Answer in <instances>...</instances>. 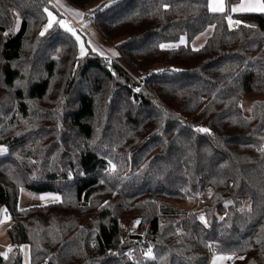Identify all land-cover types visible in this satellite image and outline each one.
<instances>
[{
  "label": "trees",
  "instance_id": "16d2710c",
  "mask_svg": "<svg viewBox=\"0 0 264 264\" xmlns=\"http://www.w3.org/2000/svg\"><path fill=\"white\" fill-rule=\"evenodd\" d=\"M67 1L115 61L86 38L80 55L59 19L44 31L61 17L51 0H0V209L16 249L0 264H23V244L30 264H264V99L242 108L264 97V12ZM22 189L61 201L21 209Z\"/></svg>",
  "mask_w": 264,
  "mask_h": 264
},
{
  "label": "rangeland",
  "instance_id": "374dc122",
  "mask_svg": "<svg viewBox=\"0 0 264 264\" xmlns=\"http://www.w3.org/2000/svg\"><path fill=\"white\" fill-rule=\"evenodd\" d=\"M117 1L118 0H100V3L102 4L101 8L107 7V6L113 4L114 2H117ZM246 2H247V0H242V4H244ZM55 7L57 8V11L61 14V17H59L56 12L49 11L52 13V16L55 17V21L52 22V26L59 19V24L61 25V27L63 29H65L67 31H69L68 30L69 28L72 29V31H70V32L71 33L75 32V36L79 37L78 41H79V45H80V55H82V56L85 55L88 52V48L85 44V37L81 33V29L77 28L76 24L74 22L77 21L80 24V26L82 27V29H84V30H86L88 28H92L93 27L92 23L88 20L83 19L84 14H90V11L89 10H86V11L80 10L83 15H81L80 19H74L71 16L66 15L61 10H59L57 6H55ZM51 19L52 18L48 14V22L44 28V31L47 28V25L49 24ZM17 21H18V19H17ZM19 25H20V23L18 24L16 30H18ZM48 29L49 28H47V30ZM95 35L98 36V34L96 32H95ZM99 39H100V37H99ZM181 41H184V42L181 43ZM192 42L189 44L190 46H191ZM81 44L83 45V54H82ZM102 44L105 48L107 47L112 53H115V48L113 46L106 45L103 42H102ZM187 44H188V41H187L186 36H182L179 41L167 43L165 45H169V47H166V48H177L180 45H187ZM158 70H162V66L161 67L159 66ZM262 99H264V97H262V96H257V95H253V94L246 95L242 101V108H243V111L245 112V114L247 116H250L253 102L257 101V100H262ZM0 147H3V146H0ZM4 154L0 153V156H2ZM42 196L52 197V196H59V195L55 194V193H37V192L30 191L28 189H22L20 199H19V208L26 209V208H30V207H34V206H42V205L56 203V202L61 201L60 196H59L60 197L59 201H53L51 199L42 200V199H40V197H42ZM208 196H209V194L205 197V199L208 198ZM194 204L195 203L193 201H190V202H187L185 204H179L177 206L179 208H181L182 210H191L192 207L194 206ZM0 221H3V223H0V252L5 253L6 250H9V248H11V251L16 250L15 247L10 245V243H9V239H8V235H7V228L10 224V219L7 218L6 211L4 208L0 209ZM126 230L131 234L137 233L138 232V224L131 223L126 228ZM20 251H21L22 256H23V264H30L29 246L27 244L21 245ZM218 256H220V255H215L213 257V260L216 261L217 260L216 258ZM213 260H212V263H213Z\"/></svg>",
  "mask_w": 264,
  "mask_h": 264
},
{
  "label": "snow or ice",
  "instance_id": "6c2138e0",
  "mask_svg": "<svg viewBox=\"0 0 264 264\" xmlns=\"http://www.w3.org/2000/svg\"><path fill=\"white\" fill-rule=\"evenodd\" d=\"M209 10L211 12L214 13H223L225 12V4H224V0H209V4H208ZM232 12H237V11H260V12H264V0H247L246 3L241 4L240 7L236 8H231L230 9ZM45 11H47V9H45ZM49 16L52 18L49 22V24L47 25V28L52 27V22L55 21V17L52 16V13L49 12L48 13ZM76 15H83L82 13H76ZM226 19H228L229 24L231 25L233 23L231 16L226 17ZM62 23V22H61ZM235 23H239V21H236ZM47 28L45 29V31H47ZM69 31H72V29H68ZM44 33L41 32V35H43ZM73 35H75V32H73ZM77 39H79V37H77ZM184 41H181V43H183ZM160 47L166 48L169 47V45H160ZM81 49H82V54H83V45L81 44ZM116 53H113V55H115ZM136 91H139V89H136ZM197 131H203V132H207L209 131L208 129H201L198 128L196 129ZM264 150V149H262ZM2 151H6L5 148L0 147V152ZM112 168L115 169V165H112ZM40 199L45 200V199H51L53 201H59L60 197L59 196H52V197H40ZM201 220H204V217H201ZM0 223H3V221H0ZM139 221L136 222V224H138ZM206 223V221H205ZM9 251H11V248H9ZM148 257L150 258H155L153 257V253L151 249H148L147 252L145 253ZM5 258H7V254L5 253ZM218 261L219 260H223V259H231V257H224V256H218L216 258Z\"/></svg>",
  "mask_w": 264,
  "mask_h": 264
},
{
  "label": "crops",
  "instance_id": "0c3cea01",
  "mask_svg": "<svg viewBox=\"0 0 264 264\" xmlns=\"http://www.w3.org/2000/svg\"><path fill=\"white\" fill-rule=\"evenodd\" d=\"M51 1L66 15H69L74 19H80L81 15H76V13H81L80 9H77L76 7L72 6L67 0H51ZM224 4H225V9H226L227 8L226 0H224ZM241 4H242V0L239 3L233 5L231 8H234V7L238 8V7H240ZM248 12L263 13L260 11H237V12H232V14L236 15V14L248 13ZM213 31H214V27H209L203 33L198 35L193 40V42L191 44V48L193 50H199L200 48H202L206 44L208 38L213 34ZM95 37L101 42V40L99 39L98 36L95 35ZM88 43H89V41H88ZM0 153L4 154V153H6V151H2ZM6 215H8V214H6ZM7 218L9 219L8 216H7ZM224 260H226V259L219 260V261L216 260L217 262L215 260H213L212 264H220V263L222 264L224 262Z\"/></svg>",
  "mask_w": 264,
  "mask_h": 264
},
{
  "label": "built area",
  "instance_id": "2783aa9c",
  "mask_svg": "<svg viewBox=\"0 0 264 264\" xmlns=\"http://www.w3.org/2000/svg\"><path fill=\"white\" fill-rule=\"evenodd\" d=\"M89 18V14H84V19H88ZM75 24L77 25V28L81 29V33L84 35V37L94 46H97L98 48L102 49L113 61H115V58L113 57V55L101 44V42L95 37V32L94 29L92 28H88L86 30L82 29V27L80 26L79 23L75 22ZM198 134H202V131H198ZM9 218V214L7 215ZM7 254V257L10 256L11 251L6 250L5 252ZM211 260H210V264H212V260L213 257L216 254V251H214V253H212L211 251H208ZM221 264V263H220ZM222 264H231L230 259H226L224 260V262Z\"/></svg>",
  "mask_w": 264,
  "mask_h": 264
}]
</instances>
